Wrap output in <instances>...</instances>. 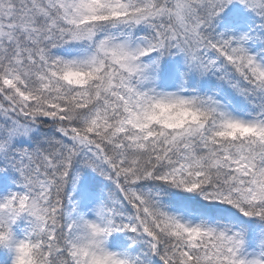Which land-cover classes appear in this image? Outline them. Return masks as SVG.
I'll return each mask as SVG.
<instances>
[{"label":"snow or ice","instance_id":"6c2138e0","mask_svg":"<svg viewBox=\"0 0 264 264\" xmlns=\"http://www.w3.org/2000/svg\"><path fill=\"white\" fill-rule=\"evenodd\" d=\"M0 264H264V0H0Z\"/></svg>","mask_w":264,"mask_h":264}]
</instances>
